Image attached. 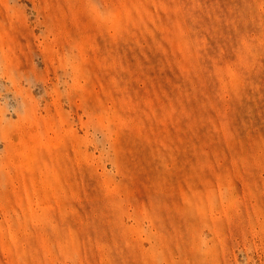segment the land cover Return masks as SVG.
Instances as JSON below:
<instances>
[{"label": "rangeland", "instance_id": "1", "mask_svg": "<svg viewBox=\"0 0 264 264\" xmlns=\"http://www.w3.org/2000/svg\"><path fill=\"white\" fill-rule=\"evenodd\" d=\"M0 264H264V0H0Z\"/></svg>", "mask_w": 264, "mask_h": 264}]
</instances>
